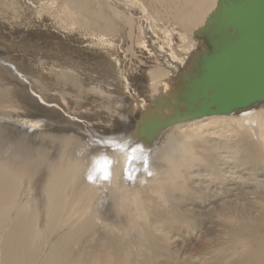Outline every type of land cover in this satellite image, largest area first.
Returning a JSON list of instances; mask_svg holds the SVG:
<instances>
[{
	"label": "bare ground",
	"instance_id": "obj_1",
	"mask_svg": "<svg viewBox=\"0 0 264 264\" xmlns=\"http://www.w3.org/2000/svg\"><path fill=\"white\" fill-rule=\"evenodd\" d=\"M220 6L0 0V264H264V101L171 121Z\"/></svg>",
	"mask_w": 264,
	"mask_h": 264
},
{
	"label": "water",
	"instance_id": "obj_2",
	"mask_svg": "<svg viewBox=\"0 0 264 264\" xmlns=\"http://www.w3.org/2000/svg\"><path fill=\"white\" fill-rule=\"evenodd\" d=\"M220 4L212 18L214 29L209 27L207 33L210 52L200 69L198 65L192 76L183 78L185 88L177 97L188 110L172 122L229 115L264 101V0H220ZM138 136L146 143L154 138L144 132Z\"/></svg>",
	"mask_w": 264,
	"mask_h": 264
},
{
	"label": "rangeland",
	"instance_id": "obj_3",
	"mask_svg": "<svg viewBox=\"0 0 264 264\" xmlns=\"http://www.w3.org/2000/svg\"><path fill=\"white\" fill-rule=\"evenodd\" d=\"M0 21H1V19H0ZM0 35H5V34H3V33L1 32ZM105 71H107V70H105ZM13 75H14V76H17L16 73H14V72H13ZM181 234L186 235V234H184V233H181ZM194 236L196 237L197 234L194 235ZM184 241L189 242V238H184V239L181 238L180 242H178V243H183ZM185 243H186V242H185ZM189 247H192V246H189V245L187 244V246L185 247V250H184V254H185V255H183V256L185 257L184 260L194 262V264H201V263L198 262L197 260H196V261H195V260H194V261L191 260V258H195V259H198V260H199V258H200L201 256H202V257L205 256V252L202 253L200 250H194V249L189 250V251L187 252V249H188ZM185 252H187V253H185ZM208 256H209V255H208ZM182 262H183V260H182ZM204 264H208V263H204Z\"/></svg>",
	"mask_w": 264,
	"mask_h": 264
},
{
	"label": "snow or ice",
	"instance_id": "obj_4",
	"mask_svg": "<svg viewBox=\"0 0 264 264\" xmlns=\"http://www.w3.org/2000/svg\"><path fill=\"white\" fill-rule=\"evenodd\" d=\"M144 163H145V165H147V161H145ZM110 175H111L110 174V170L107 167H105L102 170V179L105 180V181H108L110 179ZM88 179L94 181L95 180V176L94 175H90L88 177ZM129 179H131V176H129Z\"/></svg>",
	"mask_w": 264,
	"mask_h": 264
}]
</instances>
